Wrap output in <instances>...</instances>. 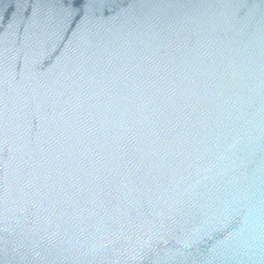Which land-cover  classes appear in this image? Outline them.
I'll use <instances>...</instances> for the list:
<instances>
[{"label": "water", "instance_id": "obj_1", "mask_svg": "<svg viewBox=\"0 0 264 264\" xmlns=\"http://www.w3.org/2000/svg\"><path fill=\"white\" fill-rule=\"evenodd\" d=\"M0 264H264V0H0Z\"/></svg>", "mask_w": 264, "mask_h": 264}]
</instances>
